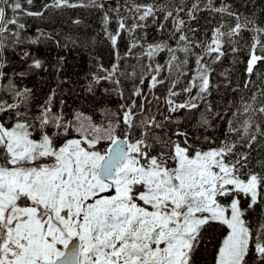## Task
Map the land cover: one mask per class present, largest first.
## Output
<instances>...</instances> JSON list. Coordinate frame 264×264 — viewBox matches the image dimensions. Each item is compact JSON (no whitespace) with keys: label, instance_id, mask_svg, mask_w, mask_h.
Listing matches in <instances>:
<instances>
[{"label":"snow or ice","instance_id":"6c2138e0","mask_svg":"<svg viewBox=\"0 0 264 264\" xmlns=\"http://www.w3.org/2000/svg\"><path fill=\"white\" fill-rule=\"evenodd\" d=\"M32 5L0 0V264H199L210 241L212 264H264V161L251 164L253 145L264 140V75L257 73L264 7L245 14L224 0H124L107 9L104 0H46L39 11ZM75 8L103 12L113 50L111 67L98 64L87 91L95 95L103 82V94L122 102L116 111L101 107L99 120L65 113L63 101L54 108L55 89L34 112L33 90L18 84L27 72L8 71L6 53L23 42L22 17ZM204 12L221 20L201 39L191 23ZM149 21L167 38L145 44L137 33L146 35ZM41 39L61 46L43 31L28 42ZM229 54L233 64H246L244 88L255 91L215 111L208 103L220 87L214 66ZM21 59H31L29 71L47 70L30 52ZM220 75L230 87L229 73ZM162 85L168 87L159 96ZM202 105L226 124L225 138L207 150L174 119ZM201 126L211 122L205 117ZM214 225L224 229L219 238L211 235Z\"/></svg>","mask_w":264,"mask_h":264},{"label":"trees","instance_id":"16d2710c","mask_svg":"<svg viewBox=\"0 0 264 264\" xmlns=\"http://www.w3.org/2000/svg\"><path fill=\"white\" fill-rule=\"evenodd\" d=\"M45 2L46 0H33V5L30 6V9L39 11ZM137 2L144 3L151 2V0H137ZM160 2L167 3L168 0H160ZM174 2L184 3L185 0H174ZM187 2L190 4L191 0H187ZM217 2L220 3L221 0H217ZM224 2L231 4L233 10H238L245 14H250L253 10L259 13L261 8L264 7V0H252L251 3L249 0H224ZM104 3L106 9L114 8L117 3L123 4L124 0H104ZM102 15L103 12L98 9L75 8L47 11L43 17L24 16L21 18V22L26 24V29L21 33L23 42L14 48H10L8 53H6L8 71L10 75L20 71L27 72V75L20 79L18 84L21 87L26 86L33 90L34 112L48 98L53 89L56 90L53 106L59 109L61 107L60 102L63 101L62 107L65 113L71 114L75 111H83L99 120L101 107H108L116 111L122 101L115 94H103V89L108 87L107 84L102 82L97 87L95 95L87 91L91 75L97 72V65L103 64L105 68H109L114 62L111 44L105 38L102 30ZM185 19H187L186 16ZM74 20H79L81 23L77 25L73 23ZM220 20V16L213 17L212 14L204 12L198 14L197 21L192 22L191 27L199 29L197 36L204 39L205 33L216 26ZM110 27L115 29V23L110 25ZM168 27H171L170 23ZM40 31L56 34V39L60 41L61 46H58L54 40L47 39H41L38 44H30L28 41L35 38ZM146 33V35L143 32L137 33L138 36H144L145 44L159 42L168 36V31H158L156 25L152 24L151 21H149V28ZM245 35L247 36L248 34ZM66 36H71L75 43L66 42ZM128 41L129 37L125 34L119 45L121 55L125 53ZM65 43H67L66 47L63 46ZM24 52H30L32 56L43 60L47 70L29 71L28 64L31 63V59L27 62L23 61L21 56ZM136 52L138 53L139 49ZM61 57H63L62 61ZM166 58V54H164L159 60L163 63ZM239 59L243 61L245 59L244 55L241 54ZM125 63H135V60L134 58L129 59ZM214 67V85H220V87H213L208 103L214 106L215 111H224L227 109L229 101L239 103L240 97L248 98L251 96L252 91H255L254 86L251 91L244 88V82L247 78L244 74L246 64H233L231 54L222 63ZM222 72L229 73L230 87L225 86L227 81L220 75ZM257 73L264 75V64L258 66ZM259 78V75L253 76L252 80L258 81ZM131 87V82H126V95L128 94L127 90ZM167 87V85L160 86L156 89V94L163 96ZM237 87H239V91L234 92L233 89ZM161 107L163 108L162 102ZM177 116L181 119L183 129L188 131L192 140L196 141L197 146L202 147L204 150L216 147L225 138L226 124L224 121L215 118V112H207L204 105L191 112L181 111L174 114V119ZM205 117L211 122L210 127L201 126V122ZM212 141L215 143H212ZM243 150L245 149H238V151ZM258 160L264 161V140H259L257 144L253 145L251 164L256 166ZM258 212L259 209L257 208L250 215L255 216ZM223 231L222 226L214 225L211 235L219 238L220 233ZM215 243L216 241H210L207 243L206 248L201 249L198 257L199 264H212Z\"/></svg>","mask_w":264,"mask_h":264}]
</instances>
